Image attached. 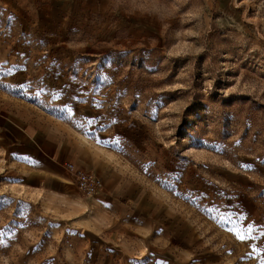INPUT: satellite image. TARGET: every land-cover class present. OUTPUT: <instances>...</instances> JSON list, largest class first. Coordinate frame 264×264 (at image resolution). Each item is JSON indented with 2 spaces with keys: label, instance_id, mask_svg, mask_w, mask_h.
Returning a JSON list of instances; mask_svg holds the SVG:
<instances>
[{
  "label": "rangeland",
  "instance_id": "374dc122",
  "mask_svg": "<svg viewBox=\"0 0 264 264\" xmlns=\"http://www.w3.org/2000/svg\"><path fill=\"white\" fill-rule=\"evenodd\" d=\"M0 264H264V0H0Z\"/></svg>",
  "mask_w": 264,
  "mask_h": 264
},
{
  "label": "built area",
  "instance_id": "2783aa9c",
  "mask_svg": "<svg viewBox=\"0 0 264 264\" xmlns=\"http://www.w3.org/2000/svg\"><path fill=\"white\" fill-rule=\"evenodd\" d=\"M63 166L68 173L73 175L77 188L83 193L92 195L102 190L103 179L97 173L79 167L76 162L72 161H65Z\"/></svg>",
  "mask_w": 264,
  "mask_h": 264
},
{
  "label": "snow or ice",
  "instance_id": "6c2138e0",
  "mask_svg": "<svg viewBox=\"0 0 264 264\" xmlns=\"http://www.w3.org/2000/svg\"><path fill=\"white\" fill-rule=\"evenodd\" d=\"M251 231V228L249 229V232ZM237 235H238V238L240 239V240H245L246 239V236L245 235H242V234H240V233H237Z\"/></svg>",
  "mask_w": 264,
  "mask_h": 264
},
{
  "label": "crops",
  "instance_id": "0c3cea01",
  "mask_svg": "<svg viewBox=\"0 0 264 264\" xmlns=\"http://www.w3.org/2000/svg\"><path fill=\"white\" fill-rule=\"evenodd\" d=\"M65 152V150L63 149L62 151H61V153H64Z\"/></svg>",
  "mask_w": 264,
  "mask_h": 264
},
{
  "label": "bare ground",
  "instance_id": "6f19581e",
  "mask_svg": "<svg viewBox=\"0 0 264 264\" xmlns=\"http://www.w3.org/2000/svg\"><path fill=\"white\" fill-rule=\"evenodd\" d=\"M96 173V172H95Z\"/></svg>",
  "mask_w": 264,
  "mask_h": 264
}]
</instances>
